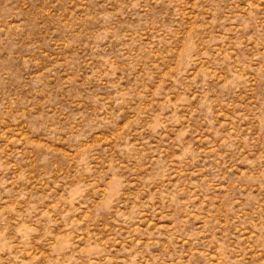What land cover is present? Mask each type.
<instances>
[{
  "label": "rangeland",
  "instance_id": "1",
  "mask_svg": "<svg viewBox=\"0 0 264 264\" xmlns=\"http://www.w3.org/2000/svg\"><path fill=\"white\" fill-rule=\"evenodd\" d=\"M0 264H264V0H0Z\"/></svg>",
  "mask_w": 264,
  "mask_h": 264
}]
</instances>
